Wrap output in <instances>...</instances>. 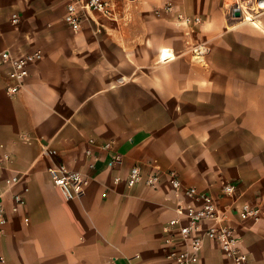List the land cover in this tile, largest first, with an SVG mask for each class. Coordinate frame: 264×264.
<instances>
[{
	"label": "crops",
	"instance_id": "0c3cea01",
	"mask_svg": "<svg viewBox=\"0 0 264 264\" xmlns=\"http://www.w3.org/2000/svg\"><path fill=\"white\" fill-rule=\"evenodd\" d=\"M67 1L0 0V52L43 54L16 95L0 74V180L22 176L4 196L0 264H174L165 227L181 197L167 179L127 186L135 165L174 170L230 208L245 264H264V212L238 215L244 202L264 211V14L254 25L220 0H170L176 12L158 16L169 0H115V17L91 12L75 32ZM177 13L202 23L189 29ZM163 49L175 58L162 62ZM61 163L90 176L81 198L54 185L49 168ZM228 183L235 198L222 194ZM198 264L235 263L205 239Z\"/></svg>",
	"mask_w": 264,
	"mask_h": 264
},
{
	"label": "built area",
	"instance_id": "2783aa9c",
	"mask_svg": "<svg viewBox=\"0 0 264 264\" xmlns=\"http://www.w3.org/2000/svg\"><path fill=\"white\" fill-rule=\"evenodd\" d=\"M224 8L228 18L256 25L260 23L261 16L264 14V0H224ZM91 12H98L107 18H113L116 16L115 0H68L64 19L73 31L78 32L82 28L83 19ZM175 12V5L170 0L155 10L158 16ZM236 12H239V17L235 16ZM177 20L189 29L202 23L201 17L192 18L183 13H177ZM12 21L17 24L19 16L13 14ZM42 58L41 51L20 57L13 56L9 51L0 52V74L6 70L7 81H9L6 91L9 95H16L22 90L24 80L29 73V66ZM174 58V55L167 56L165 49L160 52L162 62ZM93 142L91 140V143ZM103 147L109 149L110 144H105ZM47 151L49 154H56L55 150L48 149ZM87 154L93 155L91 150H88ZM8 159V155L0 158V176L6 168ZM120 160L121 156L116 155L113 162ZM49 171L54 185L61 190L66 199L81 198L90 185V176L81 171L71 170L63 163L53 165ZM165 179L181 197V202L176 208V216L165 227V242L170 247L167 258L173 260L174 264H198L204 241L208 239L220 246L225 255L235 264L247 263L248 255L241 250L235 229L229 224L230 208L224 210L219 208L211 194L201 192L195 186L185 185L176 171H163L156 168L151 173H146L141 166L135 165L130 169L125 183L129 187L142 183L149 188H159ZM122 180L120 177L114 179L115 183H120ZM21 182L22 176L19 174H11L0 180V230L8 223L4 196L6 192L14 189ZM26 191L27 188L24 191L12 193L14 211L25 204L24 192ZM222 194L235 198L236 186L232 183L224 184ZM236 202L237 199L234 200L235 205ZM263 212L260 206L249 202L242 203L238 208V215L241 219L258 220ZM206 222L209 224L204 226Z\"/></svg>",
	"mask_w": 264,
	"mask_h": 264
},
{
	"label": "bare ground",
	"instance_id": "6f19581e",
	"mask_svg": "<svg viewBox=\"0 0 264 264\" xmlns=\"http://www.w3.org/2000/svg\"><path fill=\"white\" fill-rule=\"evenodd\" d=\"M257 25V24H256ZM258 25H259V23H258ZM165 54L167 55V56H170V55H173V52H172V50H170V49H165Z\"/></svg>",
	"mask_w": 264,
	"mask_h": 264
},
{
	"label": "rangeland",
	"instance_id": "374dc122",
	"mask_svg": "<svg viewBox=\"0 0 264 264\" xmlns=\"http://www.w3.org/2000/svg\"><path fill=\"white\" fill-rule=\"evenodd\" d=\"M221 1V5L223 6V10L225 11V8H224V0H220Z\"/></svg>",
	"mask_w": 264,
	"mask_h": 264
},
{
	"label": "water",
	"instance_id": "95a60500",
	"mask_svg": "<svg viewBox=\"0 0 264 264\" xmlns=\"http://www.w3.org/2000/svg\"><path fill=\"white\" fill-rule=\"evenodd\" d=\"M235 16L236 17H239L240 16L239 12H236Z\"/></svg>",
	"mask_w": 264,
	"mask_h": 264
}]
</instances>
